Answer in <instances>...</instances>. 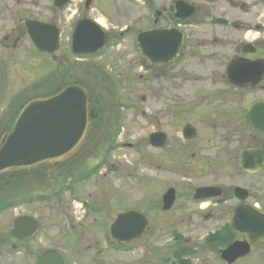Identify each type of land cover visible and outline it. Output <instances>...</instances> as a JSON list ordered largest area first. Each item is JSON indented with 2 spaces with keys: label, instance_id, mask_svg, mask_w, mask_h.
Returning <instances> with one entry per match:
<instances>
[{
  "label": "flooded vegetation",
  "instance_id": "af4514ba",
  "mask_svg": "<svg viewBox=\"0 0 264 264\" xmlns=\"http://www.w3.org/2000/svg\"><path fill=\"white\" fill-rule=\"evenodd\" d=\"M77 83L87 142L0 173V264H264V0H0V138L29 99ZM138 85L142 196L106 179Z\"/></svg>",
  "mask_w": 264,
  "mask_h": 264
},
{
  "label": "water",
  "instance_id": "95a60500",
  "mask_svg": "<svg viewBox=\"0 0 264 264\" xmlns=\"http://www.w3.org/2000/svg\"><path fill=\"white\" fill-rule=\"evenodd\" d=\"M88 130V98L81 86L71 85L49 97L34 98L2 137L0 172L63 160L78 149ZM112 230L115 235L116 224Z\"/></svg>",
  "mask_w": 264,
  "mask_h": 264
},
{
  "label": "rangeland",
  "instance_id": "374dc122",
  "mask_svg": "<svg viewBox=\"0 0 264 264\" xmlns=\"http://www.w3.org/2000/svg\"><path fill=\"white\" fill-rule=\"evenodd\" d=\"M135 82H137V80H134V83ZM142 82L147 85L146 80H141L139 83L142 84ZM145 86L138 85L136 91L133 92V94L131 93V96L139 105L140 114L137 123L132 125L128 124L124 126L125 132H128V135L133 136V138L124 139V141L129 142L131 145L124 146L123 149L119 152V154H116L111 158L118 172L116 174H109L106 177L108 183H113L116 185L122 184L124 189H132L134 190L135 194H139V196L142 195L141 193H137V190L147 189V185H150L147 177L151 171V164L149 160V148L147 144V137L149 133V128L147 125V113L149 103L148 91L146 90ZM144 97L145 100H143ZM142 110L146 112L145 115H142ZM181 178V175L172 173L171 183L175 184L181 181V183H185L187 179L183 178L182 180ZM200 178H202V180H212L211 176H202ZM127 185L131 186L127 188ZM204 226L205 228L202 229L200 233L204 232V230L209 228L210 225L205 224ZM203 257H213V255L205 253Z\"/></svg>",
  "mask_w": 264,
  "mask_h": 264
}]
</instances>
